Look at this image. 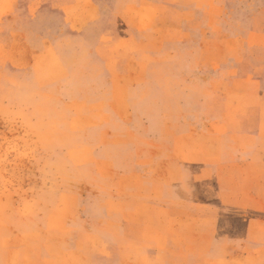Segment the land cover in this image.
<instances>
[{
    "label": "rangeland",
    "instance_id": "374dc122",
    "mask_svg": "<svg viewBox=\"0 0 264 264\" xmlns=\"http://www.w3.org/2000/svg\"><path fill=\"white\" fill-rule=\"evenodd\" d=\"M72 1L0 0V264H264V0Z\"/></svg>",
    "mask_w": 264,
    "mask_h": 264
},
{
    "label": "crops",
    "instance_id": "0c3cea01",
    "mask_svg": "<svg viewBox=\"0 0 264 264\" xmlns=\"http://www.w3.org/2000/svg\"><path fill=\"white\" fill-rule=\"evenodd\" d=\"M2 1H11V0H2ZM64 3V6L68 9L69 12V27L74 31V32H79L83 28V24L85 23L84 17L87 16L86 13L83 12L82 16L80 15L79 12L76 10H73L75 8L74 3L77 1H72V0H58ZM90 1H83L84 5L83 8H90L91 4L88 3Z\"/></svg>",
    "mask_w": 264,
    "mask_h": 264
}]
</instances>
